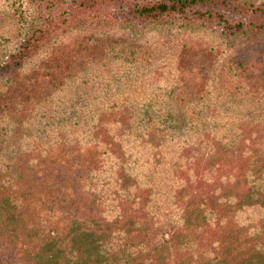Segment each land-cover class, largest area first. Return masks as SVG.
Listing matches in <instances>:
<instances>
[{"label":"trees","instance_id":"16d2710c","mask_svg":"<svg viewBox=\"0 0 264 264\" xmlns=\"http://www.w3.org/2000/svg\"><path fill=\"white\" fill-rule=\"evenodd\" d=\"M0 264H264V0H0Z\"/></svg>","mask_w":264,"mask_h":264},{"label":"rangeland","instance_id":"374dc122","mask_svg":"<svg viewBox=\"0 0 264 264\" xmlns=\"http://www.w3.org/2000/svg\"><path fill=\"white\" fill-rule=\"evenodd\" d=\"M150 37L151 33L147 34L145 32L140 37H138V39L141 40L143 44H145L146 41L150 39ZM165 63H167V60L163 61L159 59L155 60L153 63H149V65H146V63L145 65L143 63H140L136 66L135 70L127 69L128 67L125 64L126 70H124L122 73H111L112 77L114 78V81H118L117 83L119 84L122 82L123 85H126L128 80H131V87L135 88L134 90L139 92L137 94H134V97H140L142 93L145 94V100L142 98H138L139 100H137L133 104L136 113L138 112V110H143L142 107L147 104L146 101H148V98L151 99L150 104L153 105L148 110H154L158 108L157 106H164L165 104L167 105L170 103H166L165 98L166 95L169 94L168 91L172 88L171 84H173V77L171 78V75H169L168 73L166 74L164 70H162L163 72H161L158 69L166 68ZM151 68H155L154 73L149 71L151 70ZM112 69L113 68L110 66L109 70L111 71ZM143 120L144 119L140 116L136 125L138 126L141 122H144Z\"/></svg>","mask_w":264,"mask_h":264}]
</instances>
